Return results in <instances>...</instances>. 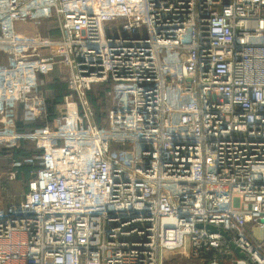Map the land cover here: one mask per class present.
Segmentation results:
<instances>
[{
  "label": "built area",
  "instance_id": "built-area-1",
  "mask_svg": "<svg viewBox=\"0 0 264 264\" xmlns=\"http://www.w3.org/2000/svg\"><path fill=\"white\" fill-rule=\"evenodd\" d=\"M52 21L57 39L20 28ZM0 52V147L40 152L0 215V264H163L186 248L201 264H264L247 230H264V0H0ZM56 65L69 92L50 118ZM108 82L130 117L129 165L87 97Z\"/></svg>",
  "mask_w": 264,
  "mask_h": 264
},
{
  "label": "trees",
  "instance_id": "trees-1",
  "mask_svg": "<svg viewBox=\"0 0 264 264\" xmlns=\"http://www.w3.org/2000/svg\"><path fill=\"white\" fill-rule=\"evenodd\" d=\"M45 36L51 39L59 38V31L55 22L48 23ZM112 87V82L95 84L87 93L93 111L94 122L100 129L104 126L103 119L106 117L105 110L109 107ZM68 92L67 70L60 65H56L46 77V84L43 87L50 118H53L57 114L62 97ZM14 123L18 130L23 132L29 131L36 126V124L23 122L21 109H18ZM131 150V144L128 139L119 136L112 139L111 151L113 154L117 155L119 152L129 153ZM38 154L40 152L29 141L21 142L20 146L15 149L0 147V175L2 173L7 174L6 178H0L1 192L6 209L12 203L20 204L23 201V196L20 193L25 195L29 191V184L35 179V174L39 169V163L34 160ZM15 162H19L20 165L15 167ZM11 173H15V179L13 181L9 179ZM15 184L20 185V192L16 191Z\"/></svg>",
  "mask_w": 264,
  "mask_h": 264
},
{
  "label": "rangeland",
  "instance_id": "rangeland-1",
  "mask_svg": "<svg viewBox=\"0 0 264 264\" xmlns=\"http://www.w3.org/2000/svg\"><path fill=\"white\" fill-rule=\"evenodd\" d=\"M21 28V27H20ZM26 28V27H25ZM26 35L27 36H33L37 32L41 35H46L47 27H42L39 29H31ZM4 53L1 54L0 52V63L5 62ZM90 91V90H89ZM88 91V92H89ZM87 92V93H88ZM119 94L117 92H114L110 95V103L109 107L105 110L106 117L103 119V127L102 131L104 136L110 141V145L112 142V139L116 136L123 137L124 139H128L129 134L127 132V126H128V120L130 119L129 115L125 111H121L117 105L119 100L117 97ZM129 143L130 140L128 139ZM131 148L133 150V145H131ZM132 150L128 153L126 152H119L117 155L113 154L112 151L111 155L119 160H121L124 164L129 165L131 161V155ZM128 155V156H127ZM12 174V173H11ZM7 174L2 173L0 175V178L5 177ZM10 181H13L15 178L9 176ZM16 191L20 192V185L15 184ZM21 196H24L23 193H20ZM13 202V201H12ZM10 205H17L16 203H12ZM6 207L3 200L2 192H1V186H0V215L5 213ZM247 230L253 235V237L257 241H263L264 240V230L259 229L257 227H254L252 224H249L247 226ZM189 248L187 249H178L174 251H165L164 252V258H163V264H201L197 259L190 258L189 256Z\"/></svg>",
  "mask_w": 264,
  "mask_h": 264
},
{
  "label": "water",
  "instance_id": "water-1",
  "mask_svg": "<svg viewBox=\"0 0 264 264\" xmlns=\"http://www.w3.org/2000/svg\"><path fill=\"white\" fill-rule=\"evenodd\" d=\"M259 222H260L261 224H264V219L259 220ZM197 227H198L199 229H206V230H208V231L211 232V233H219V234H221L224 238H226V239H228V240L231 239V237H230V235L228 234V232H226V231H224V230H220V229H218V228H216V227H214V226H212V225H202V224H199ZM232 247H233L235 253L238 255L239 258H242V259H245V258H246V255H245L244 253H242V252L240 251V249H238L235 245H232Z\"/></svg>",
  "mask_w": 264,
  "mask_h": 264
},
{
  "label": "crops",
  "instance_id": "crops-1",
  "mask_svg": "<svg viewBox=\"0 0 264 264\" xmlns=\"http://www.w3.org/2000/svg\"><path fill=\"white\" fill-rule=\"evenodd\" d=\"M45 26L47 27V26H48V23H47ZM45 26H44V27H45ZM21 30H22V32H23L24 34H27L29 31H31L29 27H26V28H25V27H23V26L21 27Z\"/></svg>",
  "mask_w": 264,
  "mask_h": 264
}]
</instances>
